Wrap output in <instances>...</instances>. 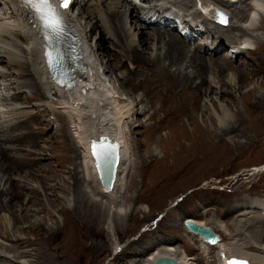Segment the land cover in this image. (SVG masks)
<instances>
[{
	"label": "rangeland",
	"instance_id": "374dc122",
	"mask_svg": "<svg viewBox=\"0 0 264 264\" xmlns=\"http://www.w3.org/2000/svg\"><path fill=\"white\" fill-rule=\"evenodd\" d=\"M174 1L177 3L174 4ZM222 1L158 0L152 3L157 8L193 14L195 19L191 24L198 20L206 27L198 34L204 32V37L198 36L195 40L199 41L187 44L169 28L161 31L190 47L192 52L188 54L184 46L181 54L186 58L178 61L177 66L170 67V71L178 73V76L191 74L189 77L193 80L190 84L171 82L169 89L166 86L162 91L156 90L146 75L138 72H147L149 67L145 62L142 63L143 69L132 64L133 70L127 63L122 66L126 60L123 61V58L122 62L119 61V69L130 77L126 81L130 83L128 90L116 78L115 74L120 72L115 69L113 73L101 77L112 95L126 100L131 98L130 101L140 96L147 101L148 107L146 115L141 116L137 111L139 108H136V116L130 123L132 131L129 134L130 130H125L132 160L127 188L119 201L126 205L129 215L127 219L116 216L114 228H109L107 204L102 205L89 189L78 183L74 171L80 161L77 160V147L73 143L72 129L64 124L68 116L64 115V120L58 115L56 97L43 99L39 94V99H36L32 96L34 90L26 84L30 77L23 76L22 91H17L14 83L9 81L12 91L16 94L21 92L22 97L21 103L14 108L23 105L21 109L29 114L43 116L29 127L33 132L32 138L40 134L36 143L31 144L32 147L25 144L23 152H19V148V151L13 150L19 152L14 154L16 156H27L28 151H32L29 168L27 163H13L0 158V192H3L0 204L5 205L0 210V243L12 249L11 254L16 252L20 254V261L27 260L33 264H137L146 253L162 251V245L168 244L180 254L187 253L196 264H220L214 249L203 254L196 239L184 231L182 221L185 219L218 220L227 224L231 234L239 237V233L257 247L264 244V215L251 208L253 201L264 200V12H253L258 17V28L249 30L242 27V19L249 12L247 1L239 0L236 4L226 5L230 23L234 25V29L232 27L228 31L229 35L227 28L214 25L203 14L213 3L219 5ZM251 1L258 7L255 5L258 0ZM134 4L139 8L137 13L146 7L142 0ZM142 13L144 17V11ZM72 15L78 19L82 30H89V19L86 14H81L78 5ZM114 18L115 15L106 14L105 21L109 28L117 26L118 29L119 22L115 25ZM124 20L127 21V17ZM103 24L97 27L102 33ZM128 26L131 27L130 23ZM194 26L197 28L198 24ZM131 31L138 32L134 27ZM124 32L128 33V30L124 29ZM86 33L88 36L89 33ZM102 33L90 41L92 46L94 42L103 40L105 35L101 36ZM126 34H122L124 40L127 39ZM246 37L251 40V50L245 49L239 56L231 58L232 46H241ZM15 44L21 53L20 46H26V41L21 42L17 37ZM164 44H156L152 50L163 47V54ZM221 46L227 52L220 53L218 49ZM109 47L104 42V50ZM128 49L129 57L132 52ZM120 50L117 47L113 52L112 48L108 55L115 52L124 54ZM195 51L198 58L203 56L196 64L190 61H194ZM99 53L95 52V55ZM89 55L98 67L100 64L107 71V57L102 64L99 60L101 56ZM112 60L115 61V57ZM199 63L207 66L202 72L197 68ZM165 64L168 65V62ZM219 66L229 69L221 75ZM4 68L0 65V69ZM11 73L8 79H11ZM205 78L211 86L207 93L197 90ZM220 80L224 84H220ZM166 82L169 80L158 83L164 85ZM223 85L228 87L223 88ZM172 94L180 95V104H176L179 100L174 99ZM222 126L229 130L222 129ZM24 134L27 135L26 130ZM4 147L7 148L6 145ZM34 190L38 194L34 195ZM7 204L12 206L7 207ZM223 238L228 240L229 236L224 235ZM117 244L119 249L116 251L114 246ZM23 252L26 259H23ZM114 253L118 255L113 261ZM8 262L16 264L19 259H3L0 264Z\"/></svg>",
	"mask_w": 264,
	"mask_h": 264
},
{
	"label": "bare ground",
	"instance_id": "6f19581e",
	"mask_svg": "<svg viewBox=\"0 0 264 264\" xmlns=\"http://www.w3.org/2000/svg\"><path fill=\"white\" fill-rule=\"evenodd\" d=\"M231 1L236 2V0H224L222 1V3L219 2V5H214L213 3L212 7H210V12L208 13L210 18L213 19L215 17L213 14H215V10L217 8L224 11L225 13H228L226 5H231ZM238 1L239 0H237V2ZM246 1L248 11H256L254 9L255 6L252 4V1ZM259 1L260 0H258V3L255 4L258 6L256 8H260L259 11L262 10L264 12V1H262V3L261 1ZM74 2L75 5H78V9L79 11H81V14H86L89 19V21L87 22V25L90 26L88 31L81 29L80 23L78 24V19L72 15V8L70 10H67L66 12L62 11V13L64 14V19L69 26L71 36H76L78 38V43L81 39L83 40V42H85L80 45L79 48L83 50V58L87 62L88 70L84 73L83 76L79 77L78 83L73 88L64 89L55 86V84H53L51 80V72H49L48 68H46L45 66V60H47L45 56L47 42L45 41L39 28L35 26V24L31 20L27 9L24 6H20L13 0H7V2L0 0V65H4L5 67L4 69H0V142L2 143V145L0 146V158L1 160L13 161V163H27L28 168L30 167L29 165L32 164L29 159V155L32 151H28L29 154L27 156H16L14 154L23 152L22 147H25V144H27L29 147H32L31 144L36 143L37 138L40 137V134L37 133L38 135L32 138L31 135L33 134V132L30 128L35 123H37L38 120L41 119L42 115H39L38 117V115L29 114V112H26V110L21 109L23 105H21V107L17 105V108H14L16 104L21 103V92H19V94H16V91L13 92L12 87H9L10 84H8L11 80V83H14L17 91H22L21 82L22 78H24L23 76H27L26 78L30 77V80L26 84L34 90L32 96H34L36 99H39V94L43 99H49L52 96H55L58 102L57 107L59 108L58 110L60 112V114L58 115H60L64 120V115L68 116V119L66 118L67 121H65L64 124L65 126L68 125L67 127L70 126V128L72 129L71 133L73 137V143L77 147V152L79 155L77 160H80L79 166H76L74 168V171L76 172L75 176L77 179H79L78 183L81 184L83 188L87 190L89 189L94 197L102 203V205L107 204V217L111 223V226H109V228H114L112 226H114L115 224L114 219L116 216H119V218L121 217L123 219H127L129 215L127 213L126 205L119 201L122 198V193L125 192V189L127 188V181L130 175L129 173L132 160L130 149L131 147L129 146V137L125 130L127 131L129 129V134L132 131L131 128L133 127L130 123L136 116V112H134L135 109L139 108L138 110H136L141 116L144 114L146 115L148 107L146 106L147 101H145L143 97L141 98L140 96H138L135 97L134 100L130 101L131 98L126 100L122 99L119 95H112L111 91L107 89L105 79L102 80L101 77L104 78L106 77L107 73H113L114 69L116 70V72H120L119 64L121 63H119V61L122 62L121 59L123 58V61L124 59L126 60L125 63L122 64V66L127 63L132 67V64H134L138 67L140 65L141 69H143L144 67L142 66V63L145 62L144 64L149 67H146L147 72L144 70H138V72L146 75L148 82L151 83L156 90L161 89L160 91H162L166 86L169 89V83L171 82L179 81L180 83H182V81H184L186 84H190L193 80V77H189L191 74L189 76L187 74H185V76H178V73H172L170 71V67L177 66L178 61L184 60L186 58L185 55L181 54L184 46L187 49L188 54L192 51L190 50L189 46H186L187 41L184 38L183 39L185 40L186 44L184 43V41H180L171 37V35L166 32L161 33L163 28H158L154 23H152L151 20L148 19L147 16H149L150 13H154V16L160 17L164 12L162 8L149 7V9H146L145 7H142L141 10L145 12V15L143 17L142 12L137 13V10L139 8H137L136 4L129 2L128 0H88L87 2L85 0H74ZM173 3L176 4L177 2L174 1ZM106 14H109L110 16L115 15L113 22L115 23V25L116 22H119L120 27L118 29L117 26L116 28H109L107 26L108 22L105 21ZM181 15L187 18L184 22L189 23L190 20L195 19L194 16L188 14L187 12L182 13ZM125 17H127V21L124 20ZM252 17L253 18L250 21L251 27H254L255 25L257 26L258 24L256 23H258V17L253 13ZM245 18H243L242 20H244ZM107 20H109V17L107 18ZM230 22L231 21L229 19L230 25L228 24L227 26H219L221 28H227V34L229 35L230 32L228 33V31H230L232 27L234 29V25H232V23ZM128 23H130V26L133 23V26L129 27ZM198 23V25H201L200 22ZM100 24H103V33L102 31H99V28H97ZM169 25H171V23L168 24L167 28L169 27ZM132 27L136 28L138 32H132ZM151 27L155 28L151 29ZM256 28L258 27H255V30ZM124 29L125 31L128 30L129 36L127 32V34L124 32ZM170 31L175 32L174 30ZM86 32L89 33L88 36ZM152 32H156L157 34L153 33V35ZM101 33V36L105 35L103 40L100 39V41L94 42V45L92 46V44H90V41L92 39L95 40L94 37L96 35L99 37ZM136 33H138L139 36ZM122 34H126V40H124V36L122 37ZM203 34L204 32L198 36L204 37ZM17 37L21 42H23L24 39L26 41V46H20L21 53L18 52L19 50L15 44V40ZM166 37L168 40L166 39ZM165 40L167 41L164 44ZM104 42L106 44L108 43V46H111L107 51L104 50ZM11 43L12 45L10 46ZM156 44L161 46L162 44L165 45V52L163 54V47L154 49V51L152 50V48L155 47ZM246 45L247 44L241 43L242 49L235 50L238 53L236 57L242 54L243 50L247 49L248 46ZM116 46L120 48L121 53L124 52V54L118 55L115 52L114 54L108 55V51H112V48L113 52L116 51ZM199 48L200 47H197L196 49ZM234 48L235 47H233V49ZM127 49L132 52V55L129 56L131 57V64L129 62L130 58L127 56ZM224 49L226 48L224 46H221L218 50L220 53L223 51L227 52V50ZM95 52H100L96 55L101 56L102 59L99 58L101 63L106 59V57L108 58L109 64L107 65L109 66H107V71H104L103 67L99 63L98 67V65L95 64L96 61L94 62L92 58H90L89 54H91V56H96ZM41 53H43L44 63L42 61ZM194 53V61H190L191 63L196 64L197 61L200 62L203 59V56H199L198 58L196 51ZM233 55L234 54H232L231 58L235 57V55ZM112 57H115V61L112 60ZM95 59L98 61L97 58ZM187 59L189 60V58ZM6 60L10 62V66L9 62L7 63ZM110 62H113L114 64L110 65ZM165 62H168V65H166ZM205 67L207 66H204L202 63H199L197 65V68H200L201 72ZM5 69H7V71H4ZM9 69L13 71V74L9 71ZM227 69L229 68L219 66L218 72H220L222 75L226 72ZM206 70L208 72V68H206ZM10 73L12 74V76L11 79H8ZM179 73H181V71H179ZM125 75L126 74L122 72V69L120 74H115L116 78L119 79L121 84L125 85L124 88L128 90L127 87L130 85V83L126 81H128L130 77ZM166 79L169 80V82H166L164 85L158 83ZM222 83L223 81H221L220 84ZM223 86V88L228 87L227 85ZM84 87L87 88L85 89ZM200 89L201 92L204 91L206 93L209 89H211V86H208V83L206 82V78L202 81L199 87H197V90ZM222 90L223 89L221 88V95L224 94ZM4 95L6 97H4ZM32 96H30V98H32ZM172 96L174 99L179 100L176 104H180V95L172 94ZM26 99H28L27 96ZM184 107L186 106L184 105ZM53 111L55 112V109H53ZM222 129L226 131L229 130L224 126H222ZM25 130L27 131V135L24 134ZM41 131L43 132V129ZM102 137H108L112 144H116L119 146V163L117 165L116 178L113 187L110 189L102 185L99 177L98 167L96 165L97 162L91 151L92 142L94 140L99 141V139H101ZM4 145H6L7 148H5ZM18 148L20 149V151ZM13 150H17L19 152L15 153L13 152ZM2 193L3 192H0V195H2ZM35 194H38L37 190H34V195ZM13 197H11L12 200ZM4 206L5 205L1 203L0 210ZM11 206L12 205L7 204V207ZM251 206L252 209H257V211H261L260 213L264 215V200L259 199L253 201ZM185 220H190L201 227L211 228L214 233L219 235L220 242L214 245L207 243L208 241H205L204 238L190 232L186 228L184 224ZM185 220L182 221V228L184 229V231L191 238L196 239L203 254H208L212 249H214L220 264H228V261L231 259H240L239 261H244L246 262V264H264V244H260V246L257 247L254 243L252 244L251 242L247 241V239L245 237H242L239 233V237H237V235L231 234L229 232L227 224L218 220ZM242 229H245V225H242ZM236 231L239 232L240 230H238L237 228ZM224 235H228L229 239L226 240L225 238H223ZM4 245L6 244L0 243V261H3V259H19V262L16 264H33L31 262H28L27 260L20 261V254L16 252H12L13 254H11L12 249L6 248ZM118 245L119 244L114 246V248L117 247L115 248L116 251L117 249H119ZM21 254L24 256L23 259L27 258L24 252ZM116 254L117 253L113 254V261L114 258L118 255ZM166 257L173 258L180 264H196L195 259L191 258V256H189L187 253L183 252L180 254L168 244L162 245V251H158L155 253H146V256L140 258L138 263L156 264L158 259Z\"/></svg>",
	"mask_w": 264,
	"mask_h": 264
},
{
	"label": "snow or ice",
	"instance_id": "6c2138e0",
	"mask_svg": "<svg viewBox=\"0 0 264 264\" xmlns=\"http://www.w3.org/2000/svg\"><path fill=\"white\" fill-rule=\"evenodd\" d=\"M20 2L29 9L31 13V20L35 22L42 33L45 41L47 42V48H51L52 51L46 49L45 56L48 61L50 70L55 73L63 68V57L60 49V45L63 41V37L66 34L65 29L67 25L64 21V14L58 10L55 0H20ZM72 0H60V7L68 9ZM215 17H219L220 23H227V18L222 13L216 12L213 14ZM31 22V21H30ZM106 140V138H104ZM103 144L102 140L99 142ZM97 142H93V156L98 161V167H109L114 162L115 149L112 146L108 148H101L97 152ZM228 264H246L244 261L236 259L229 260Z\"/></svg>",
	"mask_w": 264,
	"mask_h": 264
},
{
	"label": "water",
	"instance_id": "95a60500",
	"mask_svg": "<svg viewBox=\"0 0 264 264\" xmlns=\"http://www.w3.org/2000/svg\"><path fill=\"white\" fill-rule=\"evenodd\" d=\"M104 138H106V140H104ZM102 140L104 141V143L100 144L99 142H101ZM93 142H97V144H98L97 149H96L97 152H99L102 147L108 148L109 146H112L115 149V154H114V158H113L114 162L108 168L98 167V161H97L96 157H94L96 159V162H97L96 165L98 167L100 181L102 182L103 186L110 189L113 187L114 182H115V178H116L117 165L119 163V146L116 144H112L108 137H102L101 139H99V141L94 140ZM93 142H92V144H93ZM91 151L93 154V148H91ZM184 224L190 232L204 238L205 241H208L207 243L214 245V244H218L220 242L219 235L214 233V231L211 228L201 227V226L193 223L190 220H185ZM231 260H233V259H231ZM156 264H180V263L173 258L166 257V258L158 259Z\"/></svg>",
	"mask_w": 264,
	"mask_h": 264
}]
</instances>
